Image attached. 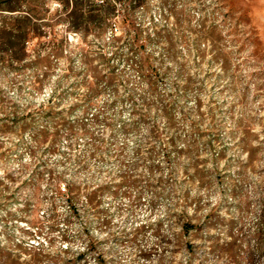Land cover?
I'll use <instances>...</instances> for the list:
<instances>
[{
  "label": "rangeland",
  "instance_id": "1",
  "mask_svg": "<svg viewBox=\"0 0 264 264\" xmlns=\"http://www.w3.org/2000/svg\"><path fill=\"white\" fill-rule=\"evenodd\" d=\"M134 17L161 31L155 94L111 27L81 44L60 25V52L0 80V245L33 264H264V0H147ZM100 52L119 85L88 103Z\"/></svg>",
  "mask_w": 264,
  "mask_h": 264
},
{
  "label": "trees",
  "instance_id": "2",
  "mask_svg": "<svg viewBox=\"0 0 264 264\" xmlns=\"http://www.w3.org/2000/svg\"><path fill=\"white\" fill-rule=\"evenodd\" d=\"M52 2L60 6L58 10H61V13L56 17L51 14ZM146 2L147 0H0V80L11 71L16 74L37 71L48 61V49L60 52L63 47L62 41L57 37L60 25L65 24L69 31L77 32L81 44L87 42L90 36H102L111 27V41L118 48L119 44H126L128 48L127 54L117 49L112 55L122 58L138 71L139 77L147 83L149 93H157L160 72L151 57L145 54V48L152 38L161 36V31L156 29L153 35L147 34L144 26L134 17V11L143 7ZM117 18L120 20L119 29L115 24ZM98 57L99 61L108 67V72L102 74L97 66H87L89 73L86 74L82 85L85 86V98L88 103L94 96L103 92L105 85L111 88L119 85V76L112 65L111 55L100 52ZM23 84L22 82L18 86L21 88ZM30 84L41 88L44 85V74L36 76ZM129 97L134 99L132 94H129ZM86 107L90 106L86 104ZM170 109V105L164 106L167 116H170ZM145 115L140 116V119ZM132 124L134 128L138 127L137 122ZM14 125L17 128H28L31 121L21 120L14 122ZM191 130H196V127L191 125ZM150 135L151 140L157 144L163 142L162 132L156 125L152 126ZM127 183L129 186L137 184L136 180L130 179ZM100 190L110 191L111 186L105 185L97 189ZM91 194L87 198L88 203L93 202ZM198 224L193 218L186 220L183 225L185 233L189 234L190 229ZM24 253L31 254L30 251ZM23 257L22 252L0 245V264H33L25 259L21 262Z\"/></svg>",
  "mask_w": 264,
  "mask_h": 264
}]
</instances>
